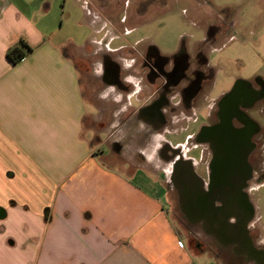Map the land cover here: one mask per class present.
Returning a JSON list of instances; mask_svg holds the SVG:
<instances>
[{
    "label": "crops",
    "instance_id": "1",
    "mask_svg": "<svg viewBox=\"0 0 264 264\" xmlns=\"http://www.w3.org/2000/svg\"><path fill=\"white\" fill-rule=\"evenodd\" d=\"M112 5L111 0H0V264L210 263L198 257L208 251L192 246L193 238L171 212L173 167L160 151L169 145L188 154L162 133L169 127L149 139L151 149L131 153L122 146L142 142L137 116L158 95L145 72L128 71L148 49L137 53L106 33ZM135 5L143 23L144 15H163L171 0ZM214 13V22L196 28L218 24L225 31L220 44L235 39L230 37L239 20L234 11ZM21 41L32 52L13 64L7 52ZM90 47H104L106 55L96 59L87 52ZM125 51L128 57L118 53ZM106 58L120 64L123 88L107 82ZM255 80L264 77L247 81ZM129 129L135 131L130 136ZM250 226L256 227V244L264 245L263 218ZM250 240L251 252L264 264V247L257 249ZM210 254L215 258L210 264H219L221 256Z\"/></svg>",
    "mask_w": 264,
    "mask_h": 264
},
{
    "label": "flooded vegetation",
    "instance_id": "2",
    "mask_svg": "<svg viewBox=\"0 0 264 264\" xmlns=\"http://www.w3.org/2000/svg\"><path fill=\"white\" fill-rule=\"evenodd\" d=\"M226 31L228 30L226 29ZM202 32L204 37L196 44L194 55L188 52L185 44H182L178 52L172 55L171 59L162 56L159 54V51L157 53H151L149 47L147 53L141 56L134 65L128 68L129 72H134L137 70V67L140 72H145L147 82L151 83L153 87L156 88V93L158 95L148 107L140 111L136 119L138 122L137 124L141 123L143 125V131H148L149 136H147V134L146 138H150L151 136L156 137V135L161 133L166 127H170L174 124L178 125V122H181L182 120L180 119L183 117L191 118L193 112L200 106V99L205 97L202 95H204L209 87L212 88L215 84L216 78H218L216 73L217 67L212 64L208 54H211L212 51L217 49L225 31L221 25L211 24ZM206 47L210 49V53L208 54L206 53ZM121 69L117 60L106 58L104 71L107 82L115 83L123 88L124 86L121 84L120 80V75L123 73ZM251 83L254 89L264 93L263 81L255 80L251 81ZM231 89H229V92ZM229 92L227 91L219 99L215 100L211 106L209 105L208 99L206 106L203 107H207L210 111H208L207 122L203 127L214 126L219 123L220 103ZM262 101H264V99ZM247 103L248 102L244 100L241 109L249 116L250 111L254 107H244ZM233 126L239 129L245 128V125L236 119L233 120ZM143 131H138V133ZM259 135H262L259 141H264V130L262 127H260L259 133L252 139L256 148L248 159L252 169V176L246 182L245 197L240 202L243 206H240L232 212L229 211L226 214L221 213L224 212L225 209L224 203L221 200H215L213 208H211L210 211L203 209V211H205L203 217H193L190 214H186L182 211L180 205L179 189L172 180L173 173L182 170L188 163H191L195 173L198 175L199 182L196 186H194V184L187 185L186 191H188V194L192 197L198 196L199 193L197 189L205 194L210 192L211 187L214 185L212 169L214 153L209 142H199L197 138L198 134L195 136L194 141L198 143L197 145H199L202 150L201 159L197 163L195 162L196 160H193L189 156H184L180 148H171L169 145H164L160 151L162 158L172 164L173 173L171 181L178 198L180 211L184 218L183 222L187 231L196 233L194 231H196L197 227H200L206 236L216 242L213 246V244H206L202 240L194 237L193 244H195V247L200 244L202 248L208 252L215 253L216 255L218 253L219 256H222L225 252L229 253V262L231 264H244L245 262L261 264L259 256L251 252L248 240L243 234L245 226L249 236L253 239L255 247H257V249H262L264 247V245L258 246L256 244L253 237V232L256 227L253 228L250 226V223L256 218L257 213L252 198L253 192L264 185V156L261 155L263 153H257L259 141H254V138ZM139 156L143 159L142 163L144 164L145 159L143 155L139 153ZM257 163H260V166H258ZM181 177L182 180L186 182L189 180L185 169ZM217 184L222 185V183ZM236 185L237 184L234 183L229 186L235 187ZM191 209L195 211L196 208ZM226 218L228 221H226ZM214 249H217V252Z\"/></svg>",
    "mask_w": 264,
    "mask_h": 264
},
{
    "label": "rangeland",
    "instance_id": "3",
    "mask_svg": "<svg viewBox=\"0 0 264 264\" xmlns=\"http://www.w3.org/2000/svg\"><path fill=\"white\" fill-rule=\"evenodd\" d=\"M111 1L113 4L112 12L108 15L106 33L111 34L113 37L121 38V42L127 41L137 53L145 51L149 46H155L159 49L161 55L168 59H171L172 55L178 52L182 44L187 46L191 55L192 53L193 55L195 54L197 42L204 37L203 30H199L196 27L197 25H207L210 21L214 22L218 17V14L214 12L221 9H230L234 11V17L239 19L232 33H230V37L232 34L235 39L232 41L227 40L228 42L224 40L211 54H208L210 49L206 47V53L209 55L208 57L212 64L217 67L216 73L217 71L219 73L213 85L214 87H209L202 95L205 97L200 99V107L193 112L191 119H184L178 125L174 124L162 132L163 134L165 133L167 140L173 146L180 145L190 158L196 160V163L199 162L202 150L197 146L198 143L194 141V138L207 122L208 116V108L202 106H206L208 99L209 101L212 98L217 100L221 97L220 95L227 91L229 92V89L234 86L238 79L251 80L259 76L264 77V0H193L192 3L188 0H171L170 8L164 11L163 15H144L143 23H139L140 21L137 18L141 10L140 6L136 8L135 3L137 0H126L128 1L127 5H123L125 0H117L116 4V0ZM120 1H122L121 6L119 5ZM144 23L147 24L145 25ZM142 24L143 26L141 27ZM229 32L231 31L228 30L226 33ZM117 47L112 45L111 49ZM98 49V51H95L94 47H90L87 52L90 55L96 53V59H100L106 55V48L99 47ZM118 53L125 56L129 55L126 51ZM131 59L127 58L125 62L130 64ZM136 60L138 59L136 58ZM98 64H100V61ZM98 64L93 65V69L97 68ZM214 102L215 100L210 101L209 105L211 106ZM249 117L264 130V101L254 106L249 113ZM211 120L214 121L213 119ZM129 126L130 124L127 129ZM129 130L127 131L129 136L132 132H135L131 129ZM139 134L142 142L133 143L128 141L127 143H122L123 148L126 146L131 153L141 149H151L153 142L149 141V139H153V137L146 138L147 130ZM87 136L92 139L89 132H87ZM261 136L255 137L254 141L258 142ZM142 138H144V141ZM258 146L257 153H263L261 155L264 156V141H259ZM159 162V164L164 166V162H161V160ZM259 164L257 163L258 166H260ZM138 180L141 182L142 179L138 177ZM169 185L171 212L179 227L186 230V235H190L193 240L196 237L204 243H210L214 246L216 242L206 236L200 227H197L196 231H194L196 233L187 231L172 181H170ZM252 198L257 210L256 217H261L264 220V185L253 192ZM191 244L196 248L195 244ZM198 246L199 248L202 247L200 244ZM200 251L203 250L201 249ZM228 254L226 252L223 253L219 264H231ZM198 257L205 263L215 261L213 255L206 251Z\"/></svg>",
    "mask_w": 264,
    "mask_h": 264
},
{
    "label": "water",
    "instance_id": "4",
    "mask_svg": "<svg viewBox=\"0 0 264 264\" xmlns=\"http://www.w3.org/2000/svg\"><path fill=\"white\" fill-rule=\"evenodd\" d=\"M263 99V92L254 89L250 81L240 79L236 81L231 91L220 103L219 123L214 126L203 127L200 130L197 136L198 141L209 142L213 149L214 185L208 194L197 189L198 196L192 197L186 191V187L190 184L196 186L199 182L193 165L188 163L182 170L173 173L172 180L179 189L180 205L183 212L193 217H203L205 214L203 209L210 211L215 200H221L224 203V212L220 211L222 214L232 212L243 206L240 202L245 197L246 182L252 176L248 159L256 148L252 139L259 133L260 127L243 112L241 109L242 102L247 101L248 103L244 107L252 108ZM235 119L244 124L245 128H235L233 126ZM184 169L189 177L187 182L181 177L184 174ZM217 183H222V185ZM234 183L237 184L235 187L229 186ZM191 208H196V212ZM226 221H228L227 218ZM243 234L252 249V242L245 226ZM259 255L261 256V252Z\"/></svg>",
    "mask_w": 264,
    "mask_h": 264
},
{
    "label": "trees",
    "instance_id": "5",
    "mask_svg": "<svg viewBox=\"0 0 264 264\" xmlns=\"http://www.w3.org/2000/svg\"><path fill=\"white\" fill-rule=\"evenodd\" d=\"M149 50L151 53L158 52L157 47L151 46ZM31 52L32 48L25 41H21L17 46L8 50L7 57L13 64H18Z\"/></svg>",
    "mask_w": 264,
    "mask_h": 264
}]
</instances>
